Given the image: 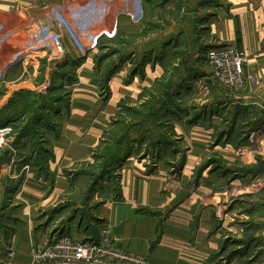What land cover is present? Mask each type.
<instances>
[{"label": "rangeland", "instance_id": "obj_1", "mask_svg": "<svg viewBox=\"0 0 264 264\" xmlns=\"http://www.w3.org/2000/svg\"><path fill=\"white\" fill-rule=\"evenodd\" d=\"M225 1L130 0L136 12L86 50L61 16L24 28L39 48L0 79V264H150L157 245L183 264H264V76L207 23ZM229 46L246 58L239 87L207 59ZM151 177L141 254L101 209Z\"/></svg>", "mask_w": 264, "mask_h": 264}, {"label": "crops", "instance_id": "obj_2", "mask_svg": "<svg viewBox=\"0 0 264 264\" xmlns=\"http://www.w3.org/2000/svg\"><path fill=\"white\" fill-rule=\"evenodd\" d=\"M110 1L112 0H0V22L11 28L2 32L5 41L0 43V65L13 54H26L39 48L30 45L31 38L25 32V27L31 28L40 21L56 22L58 16H61L73 31L84 28L83 33L87 35L92 26L98 22L101 25L106 16H109L106 7ZM118 17L124 19L125 15H118L114 23ZM207 23L221 41L236 45L251 61L257 63V68L262 67L259 74L264 76V0H227L219 7L216 16L209 18ZM113 24L109 28L110 31L113 30ZM10 33L13 34L9 36ZM68 48L61 47L62 54L67 53ZM18 60H12L9 66H13ZM136 180L124 181L121 201L106 202L101 214L106 221L114 225V234L126 238L127 249L146 254V241L155 228L149 218L137 219L135 209L160 199V182L154 177L144 181ZM39 193L41 194L40 191ZM52 195L54 193L44 198L46 202ZM25 199L32 204L30 197ZM182 262L177 251L169 246L157 245L149 253L150 264H183Z\"/></svg>", "mask_w": 264, "mask_h": 264}, {"label": "built area", "instance_id": "obj_3", "mask_svg": "<svg viewBox=\"0 0 264 264\" xmlns=\"http://www.w3.org/2000/svg\"><path fill=\"white\" fill-rule=\"evenodd\" d=\"M43 37L44 39L46 38L47 40H50V42H58L57 35L49 34L47 30H44ZM94 44L92 46H94ZM207 59L208 62L215 67L213 74L220 83L228 86L239 87L246 81L247 75L244 70V62L246 61V58L243 53L237 51L233 46L224 47L216 50L215 52L211 51L209 52ZM10 67L11 66L3 67V73H5ZM4 75L5 74H2L0 79H3ZM249 78L254 81L253 78ZM10 132L11 129L9 126L0 127V153L4 150L8 142ZM78 252L81 253V255L76 256H85L84 249L78 250Z\"/></svg>", "mask_w": 264, "mask_h": 264}, {"label": "bare ground", "instance_id": "obj_4", "mask_svg": "<svg viewBox=\"0 0 264 264\" xmlns=\"http://www.w3.org/2000/svg\"><path fill=\"white\" fill-rule=\"evenodd\" d=\"M129 1V2H128ZM111 3H109L106 7V9H108L109 11V16L105 18V21L100 25V22H98L92 29L90 28L87 31V35L84 37V39L82 41H80V45L83 47L84 50H86L87 48L91 47L94 42L96 41L97 37H99L100 35H102L105 32H109V28L111 27V23L112 21H114V19L118 16V15H126V14H133L134 12H136V8L134 4L130 3V0H112L110 1ZM134 2V1H133ZM113 5V6H111ZM137 5V3H136ZM111 18V21H110ZM106 19H108V21H106ZM24 53H20L16 56V54H13L12 56H10V59H6L1 65H0V77L2 76V74H6L3 73V67H8L12 60L15 57H18L17 59H20L21 56ZM30 55H27L26 57H28Z\"/></svg>", "mask_w": 264, "mask_h": 264}, {"label": "water", "instance_id": "obj_5", "mask_svg": "<svg viewBox=\"0 0 264 264\" xmlns=\"http://www.w3.org/2000/svg\"><path fill=\"white\" fill-rule=\"evenodd\" d=\"M59 53H60L59 51H56V52H55V55L58 56ZM57 62H58V61L55 59L53 63H57Z\"/></svg>", "mask_w": 264, "mask_h": 264}]
</instances>
